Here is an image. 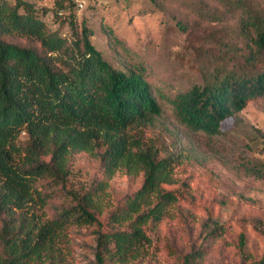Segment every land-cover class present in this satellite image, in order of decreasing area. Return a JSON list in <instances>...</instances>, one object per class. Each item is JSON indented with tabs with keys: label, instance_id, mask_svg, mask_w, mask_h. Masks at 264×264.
I'll return each instance as SVG.
<instances>
[{
	"label": "trees",
	"instance_id": "obj_1",
	"mask_svg": "<svg viewBox=\"0 0 264 264\" xmlns=\"http://www.w3.org/2000/svg\"><path fill=\"white\" fill-rule=\"evenodd\" d=\"M218 2L235 19L240 53L204 65L201 80L172 99L178 121L208 135L264 95V0ZM69 25L70 36L60 35L31 1L0 0V264H60L56 243L66 241L69 227L88 225L97 226L96 264H129L146 253L151 235L187 193L178 173L183 147L166 149L150 133L162 112L151 84L141 72L112 65L84 20L71 18ZM81 153L96 157L98 169L90 182L70 187ZM117 173L143 180L111 205L108 188ZM39 179L61 186L67 197L50 219L31 211L35 201L45 203ZM246 254L249 264H264V252L254 260ZM203 257L202 248L192 249L180 264Z\"/></svg>",
	"mask_w": 264,
	"mask_h": 264
},
{
	"label": "rangeland",
	"instance_id": "obj_2",
	"mask_svg": "<svg viewBox=\"0 0 264 264\" xmlns=\"http://www.w3.org/2000/svg\"><path fill=\"white\" fill-rule=\"evenodd\" d=\"M29 1L48 30L69 37V20H84L93 32L92 43L112 65L141 72L162 111L151 135L164 148L177 145L187 154L178 169L187 193L151 235L146 253L129 264H180L182 255L197 248L204 251L200 264H249L244 253L258 259L264 252V95L228 117L216 135L185 127L172 105L175 94L201 80L204 65L240 53L233 16L224 13L218 0ZM20 42L28 43L26 38ZM25 139L22 132L18 141ZM97 169L96 157L78 154L69 186L90 182ZM142 180V174L117 173L108 188L111 205L137 190ZM35 187L45 196L44 205L35 201L31 208L37 217L53 218L67 204L61 186L39 179ZM96 229L69 227L66 241L56 243L60 264H96Z\"/></svg>",
	"mask_w": 264,
	"mask_h": 264
}]
</instances>
